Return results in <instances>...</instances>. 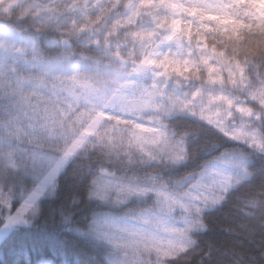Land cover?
<instances>
[{
  "label": "snow or ice",
  "instance_id": "6c2138e0",
  "mask_svg": "<svg viewBox=\"0 0 264 264\" xmlns=\"http://www.w3.org/2000/svg\"><path fill=\"white\" fill-rule=\"evenodd\" d=\"M39 6H33V11ZM124 9L118 15L109 14L111 24L105 23L109 17L100 20L105 23V30L89 41L103 56H115L120 60L127 59L124 50L130 49L127 55L134 60L132 71L145 80L149 75L154 78L147 86L138 84V99H129L123 94L113 96L111 100L104 98L106 104L124 114L145 109L171 113L177 105H186L187 100L177 90L168 91L165 86L161 91L157 81L170 80L173 76L186 78L193 73L198 76L199 66L210 64L209 48L213 55L223 56L225 53H218L215 45L225 42L239 45L246 39L245 30L264 35V2L256 3L255 0H192L191 5L183 0H131ZM53 11L54 7L47 5L45 14L39 17L40 22L48 24V14ZM178 12L196 19L177 18ZM80 13L69 31H79L98 19V13L95 16L87 14L86 8L80 9ZM241 15L256 23L245 22ZM113 33L119 39H114ZM210 39L212 44H209ZM135 53H139L138 60ZM213 71L214 68L208 67L209 79L216 83L212 78ZM126 75L121 68L114 73V80L119 82ZM250 87L253 92L264 94V83ZM84 99L87 102L91 96ZM220 102L231 108V98L224 96L209 95L206 101L209 108ZM236 111L241 115L251 114L243 106ZM81 117H87L83 136H91L101 119L115 121L117 125L129 124L123 117L110 115L95 106ZM204 118L211 124L218 123L211 117ZM127 133L125 136L113 127L111 133L103 132L99 142L94 144L109 158L114 153L119 155L117 149L126 144L128 151L123 153V160L115 162L124 165L126 161V165L118 170L115 163L113 166L100 163L84 170L90 176L88 202L95 204L97 210L80 219H77L78 214L85 209L88 213L89 209L74 195L83 191L77 184L69 186L71 194L57 207H51L49 203L48 196L63 176V161L41 154L33 156L31 189L25 194L23 189L16 192L13 188L8 199H0V264H96L100 246L107 247L118 241L124 232L137 234L139 226L155 229V232L143 234V242L151 251L167 256L166 249L190 243L187 239L190 233L207 230L203 223L205 213L218 207L223 194L247 175L246 161L222 152L205 163L198 173H188L171 186L148 174L142 176L133 171L129 176L127 170L136 163L134 151L146 157L141 163L154 162L157 158L148 145H155L159 151L173 150L178 156L184 153L180 151V142L173 149L157 127L137 121L131 124ZM242 135L244 133L230 138L237 140ZM81 143L82 140H76L67 145L64 158L71 157ZM104 207H120L127 211L119 215L111 210L99 211ZM40 208L48 210L38 211ZM212 249L209 244V258Z\"/></svg>",
  "mask_w": 264,
  "mask_h": 264
},
{
  "label": "clouds",
  "instance_id": "9594fccd",
  "mask_svg": "<svg viewBox=\"0 0 264 264\" xmlns=\"http://www.w3.org/2000/svg\"><path fill=\"white\" fill-rule=\"evenodd\" d=\"M184 3L192 4V0H183ZM87 4V0H85ZM47 3H42L37 8L34 17L33 27L36 29L35 39L39 42L45 38V25H40L39 17L45 14ZM126 7L123 0H114L110 6L101 4L97 0L93 9H98V19L94 24L88 26L87 31L93 36L105 30V23H100L109 14L118 15ZM177 18L187 21L196 18L189 17L187 14L177 13ZM39 25V26H37ZM96 25H99L98 27ZM84 28L76 32L66 29V35L61 36L63 40L79 39ZM114 39H119L113 33ZM243 43L236 45L225 42L217 43L215 46L219 52L225 55H213L209 48L210 64L199 66V75L195 73L188 77L177 78L173 76L170 80L157 81L161 91L167 86L168 91L177 90L180 95L187 100L186 105H177L175 110L169 113L166 110L145 109L142 112L124 114L105 103L109 97L125 94L138 90V84L144 83L145 79L138 77L133 71L134 60L127 53L130 49H125L124 54L127 59L120 60L115 56H106V62L98 64V72L94 76L88 77H69L61 81L60 85L54 87L60 90L71 92L72 88H79L84 97L91 96L96 101L93 106L100 111H106L113 116H121L129 121V124H115V121L101 119L97 130L91 136H83L82 130L87 124V117H81L78 113H73L69 117L63 118L62 139L46 142L44 149L46 155L58 161H63V176L58 181L56 187L48 196L49 201L59 198L61 192V180L69 177L72 183L83 188L82 192L74 193L80 200L81 205H87L91 215L93 210H97L95 204L88 202V186L90 176L86 173L89 166L95 167L100 163L106 166H113L119 160H123V153L128 151L127 145L117 149L119 155L113 154L111 158L103 155L100 149L94 147L99 142L100 135L108 131L111 133L113 127L119 126L123 131L120 133L127 136V129L134 122H141L150 127H157L163 132L167 141L173 146L178 147L183 156H178L173 150L159 151L155 145H148L149 150L156 153L157 158L154 162L141 163L146 157L138 152H133L135 164L142 166L139 170L140 175H152L158 177L161 182H167L170 186L188 173H198L201 167L211 161L215 156L222 152L234 154L237 158L243 159L247 163V175L244 179L237 181L230 191L223 194L222 203L210 211L204 217L219 211L229 203L233 194H237L240 211L244 212L248 220H256L261 217V227H264V94L253 92L250 86L264 83V35L257 31L246 33ZM209 40V44H212ZM135 59H139V53L134 54ZM208 67L214 68L212 78L216 83H212L208 75ZM123 68L127 75L119 82L114 80V73ZM154 78L148 77L147 83L150 84ZM41 79L37 87L44 85ZM124 85H127L126 87ZM212 96H224L231 98L232 105L229 108L224 102L213 104L211 108L207 106V98ZM243 106L250 111V115H241L236 111ZM95 114V113H94ZM218 121L211 124L204 117ZM223 130V131H222ZM227 133V135L225 134ZM244 133L240 139L234 140L230 136ZM115 136L116 134H112ZM76 140H82L80 147L67 159L64 158V150L67 145ZM196 167H193V164ZM124 165L115 163L119 170ZM33 165L29 162L16 170L0 172V199H8L9 193L20 192L22 189L27 194L33 184L32 177ZM258 181V184H257ZM255 185V186H254ZM245 188H251L243 196L239 195ZM186 190V189H185ZM182 195V193H180ZM245 209H247L245 211ZM111 210L114 214H123L125 208L104 207L99 211ZM38 211H43L42 208ZM207 230L198 233H190L188 240L190 243L179 244L174 248L166 249L167 256L148 249L142 239L143 234L155 232V229L139 226V232L132 234L124 232L120 234L118 241L110 243L107 247L100 246L96 255V264H218L212 249L211 258L208 257L209 245L207 248L202 243V237L210 230L209 225L203 218ZM247 227V225H242ZM251 231H255L251 229ZM221 256L227 255L220 253ZM227 264H244L242 254L230 257Z\"/></svg>",
  "mask_w": 264,
  "mask_h": 264
},
{
  "label": "trees",
  "instance_id": "16d2710c",
  "mask_svg": "<svg viewBox=\"0 0 264 264\" xmlns=\"http://www.w3.org/2000/svg\"><path fill=\"white\" fill-rule=\"evenodd\" d=\"M44 2L53 6L54 11L48 14L50 22L44 28L45 38L37 42L36 29L33 27L37 10L33 11V6L40 5L42 0H0V172L19 169L25 162L33 165L35 154L48 157L42 149L46 142L63 138V118L73 113L84 114L96 102L93 99L86 102L81 90L77 91L80 97L73 99L75 91H62L54 85H60L61 81L73 76H94L98 72L97 61L100 64L106 62L107 57L94 44H89L93 35L87 31L88 26H84L85 31L79 39L69 40L67 45L60 38L79 19L80 9L86 8L87 14L96 15L98 9H93L92 5L97 0H87V4L85 0ZM123 2L130 3L131 0ZM100 3L110 6V0H100ZM73 7L77 10L74 11ZM240 18L249 24L256 23L248 16L241 15ZM111 22V19L107 20L108 24ZM246 33L247 30L244 35ZM7 34L12 36L10 41L6 40ZM16 79L19 80L17 87L25 79H29L31 84L15 89L13 82ZM41 79L45 83L37 87ZM144 84L147 86V80ZM139 95V91L135 90L129 99H138ZM115 130L123 131L119 126ZM196 166L194 163L193 167ZM141 167L138 163L134 164L127 174L131 176L133 171L139 172ZM71 184L69 177L62 178L60 196L49 202L51 207H57L65 196L71 194ZM251 190L245 188L239 195L243 196ZM240 207L237 194H233L221 210L205 216L210 230L202 237V243H205L206 248L212 245L218 264H227L229 258L236 254L243 255L244 264H264V227H261V217L258 215L256 220L250 221L240 211ZM47 210L45 208L43 211ZM86 214L87 209L79 213L77 219ZM220 253L227 255L221 256Z\"/></svg>",
  "mask_w": 264,
  "mask_h": 264
},
{
  "label": "rangeland",
  "instance_id": "374dc122",
  "mask_svg": "<svg viewBox=\"0 0 264 264\" xmlns=\"http://www.w3.org/2000/svg\"><path fill=\"white\" fill-rule=\"evenodd\" d=\"M73 10L75 11V10H77V9H76L75 7H73ZM11 39H12V36H10L9 34H7V35H6V40H7V41H10ZM149 77H151V75H149ZM146 80H147V79H146ZM146 80H145V81H146ZM18 81H19V80L16 79V81L13 82V83H14V87H15V89H18V88L20 89V88H23V87L25 88L26 86L28 87V86H30V84H31V81H29V79H25V80L22 81V84H21V85L19 84L18 87H17V82H18ZM145 81H144V82H145ZM145 86H146V85H145ZM79 90H80L79 88H75V87L72 88L71 91H75L74 94H73V97H72L73 99H74L75 97H78V98L80 97V94L77 92V91H79ZM133 92H134V91H132V92H128V93H125L124 95L127 96V97L129 98V96H131V93H133ZM96 130H97V129H96ZM241 180H242V179H241ZM234 184H235V182H234ZM234 184H233V185H234Z\"/></svg>",
  "mask_w": 264,
  "mask_h": 264
}]
</instances>
